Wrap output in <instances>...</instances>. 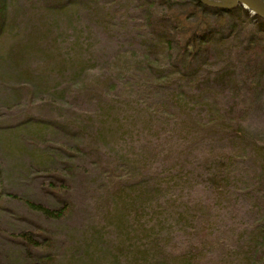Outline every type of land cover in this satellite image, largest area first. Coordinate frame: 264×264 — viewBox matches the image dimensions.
<instances>
[{"label":"rangeland","instance_id":"1","mask_svg":"<svg viewBox=\"0 0 264 264\" xmlns=\"http://www.w3.org/2000/svg\"><path fill=\"white\" fill-rule=\"evenodd\" d=\"M3 2L0 264L257 259L264 227V97L248 73L264 53L255 49L245 58L244 40L225 31L213 40L211 58L192 65L200 67L195 78L174 75L160 86L140 58L130 56L154 45L144 0ZM58 3L64 11L48 10ZM255 28L249 24L242 34ZM164 50L155 53L167 73ZM51 55L73 64L43 73ZM33 78L45 79L30 86ZM177 94L183 108L172 103ZM210 117L214 130L187 128ZM236 129L245 140L233 138ZM159 173L177 177L169 193L156 195ZM25 199L69 210L52 219ZM160 221L171 229L156 232L168 240L156 247L151 233ZM140 237L146 244L135 247Z\"/></svg>","mask_w":264,"mask_h":264},{"label":"trees","instance_id":"2","mask_svg":"<svg viewBox=\"0 0 264 264\" xmlns=\"http://www.w3.org/2000/svg\"><path fill=\"white\" fill-rule=\"evenodd\" d=\"M3 1L4 0H0V25L3 23L2 20L6 15V2L4 3ZM186 2L188 3H182L181 0H144L142 11L146 24L145 27L148 32H150L154 45H151L148 50L146 49L147 51L142 52L141 55L130 52V56L140 58V62L143 63V68L147 70L150 69L153 72V78L155 82L158 83L157 85H164L163 83H165L168 79V81H170L174 75L181 76L184 79L195 78L192 75L198 73L200 67L197 65L192 68V65L200 64L211 58L210 56L212 55L209 50L210 46H212L213 40L225 31H228L229 34L237 32L234 37L240 39L242 38L244 40L242 43L244 45L242 53H245V58L248 54H251L252 56L255 49L264 53V45H261V43L264 42V20L262 18L248 13V11L240 5L228 10H223L220 8L206 6L198 0H187ZM49 9H53V11L58 12L65 10L60 3L56 4L55 7L52 6L51 8H48V10ZM249 24L255 26V30L249 32L247 35L242 34L243 31L249 27ZM77 37L80 39L79 34ZM32 44H34V41H32ZM29 47L30 49L28 51L31 52V50H33V46L28 42L26 49ZM160 47H165L163 56L168 58L170 61L167 73L165 69L162 70L160 68L159 62L162 61L156 57L155 52ZM175 55L177 56L173 59L172 57ZM60 61L61 60L54 58V56L45 59L47 70L43 73L48 74L50 72H56L58 70H62V68L68 64H73L72 62H68V64H66ZM177 61L178 65L175 67ZM225 74L229 75L230 73L228 74L226 71ZM249 74L250 76H253L251 83L254 87L260 88L259 91H256L257 95L261 98L264 97V60L261 63L259 62L258 64H254V70L249 72L248 75ZM41 76H45V74ZM257 77L259 78L258 80ZM260 77H263L262 81H260ZM36 79L37 80H35V82L33 81L34 78L30 80V86H37L38 80L44 81L45 78ZM152 91L154 90L150 88V92ZM253 95L257 97L254 93ZM171 100L176 106V109H178L177 106L179 108H183L180 104V102H182L180 95H172ZM213 123V118L210 117L204 125L196 122L191 123V126L187 124V128H189L193 133L198 134L200 132V128L202 129V127L208 130H214L216 126H214ZM195 127L198 129H195ZM222 129H226V127L222 126ZM245 136L246 134L243 130L236 129L233 138L245 140ZM195 139H197V137H195ZM174 180H177V177H165L162 173H159L154 182V191L156 195L169 193V188L172 184H174ZM170 181L171 183L169 184ZM165 183L168 184V186H166L167 190L162 189ZM124 193L125 190H122L121 194ZM121 194L119 198H124V200H126ZM25 202L31 209L52 219H62L66 216V213H68L69 210L68 207H63L60 210H53L45 206L37 205L28 199H25ZM125 209L132 211V205H126ZM175 214L178 217L181 216V212L175 211ZM167 224L168 221H160L159 225L153 228L154 231L151 233V236H153V246L163 247L167 244V238L160 237V233H156L161 228L162 234L169 235V230L171 228ZM167 231L168 233H165ZM140 232V236L145 233V231L141 228ZM261 234V236H263V238L261 237V243L258 247L254 248L253 252V255L256 254L258 258H253L252 262H249L250 264H264V227ZM145 244L144 239L140 237L137 242L134 243V246L138 245L140 247H144ZM141 254L142 256H148V253L145 251H142Z\"/></svg>","mask_w":264,"mask_h":264},{"label":"water","instance_id":"3","mask_svg":"<svg viewBox=\"0 0 264 264\" xmlns=\"http://www.w3.org/2000/svg\"><path fill=\"white\" fill-rule=\"evenodd\" d=\"M202 4L228 10L238 5L242 6L250 14L256 15L264 20V0H198Z\"/></svg>","mask_w":264,"mask_h":264}]
</instances>
